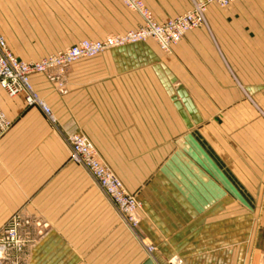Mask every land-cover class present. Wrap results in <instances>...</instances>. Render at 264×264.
I'll list each match as a JSON object with an SVG mask.
<instances>
[{"label": "crops", "instance_id": "obj_1", "mask_svg": "<svg viewBox=\"0 0 264 264\" xmlns=\"http://www.w3.org/2000/svg\"><path fill=\"white\" fill-rule=\"evenodd\" d=\"M65 1V26L44 39L14 21L40 7L4 10L13 24L0 31L17 59L142 20L121 0ZM143 1L165 21L203 0ZM207 18L209 27L186 34L172 54L112 52L74 67L65 95L34 75L56 125L0 86V111L12 123L0 137V232L17 212L48 224L21 253H6L10 263L264 264V0L210 4ZM77 132L140 191L138 233L69 161L66 137ZM138 234L158 247L155 257Z\"/></svg>", "mask_w": 264, "mask_h": 264}, {"label": "built area", "instance_id": "obj_2", "mask_svg": "<svg viewBox=\"0 0 264 264\" xmlns=\"http://www.w3.org/2000/svg\"><path fill=\"white\" fill-rule=\"evenodd\" d=\"M124 1L131 8L142 14L147 25L144 30L132 32L129 36L121 37V40L112 38L103 42L82 41L76 46L68 48L65 52L40 61L29 62L17 59L10 51L5 38L0 33V84L12 96L24 94L29 106L39 108L45 117L51 123L55 124L56 117L52 108L33 86L32 77L34 75L42 73L50 77L53 81H56L58 85L57 90L61 94H66L68 90L65 85L64 74L67 73L70 64L77 58L93 55L108 47H114L124 42L126 38L139 40L153 33L155 35H162L163 39L161 41L168 43V38H173V35H168V37L165 36L166 34L163 35L164 30L174 28L175 35L178 34L177 36L179 37L191 25L195 27L203 25L204 19L202 12L206 10L208 5L217 4L225 7L235 2V0H205L198 3L196 14L186 15L185 17L163 25L166 27H161L147 13L141 0ZM56 67H58V70L55 71ZM11 126V121L0 111V137ZM68 143L71 150L70 161L84 166L119 212L125 213L128 216L130 215V220L133 224H136L138 222L136 218V210L139 207L138 202L125 187L115 171L101 159L93 142L86 135L76 133L69 136ZM43 231L44 224L38 220L21 212L15 213L0 232V264H20L19 261L10 263L6 257V253L8 251L21 253L26 245L40 238L43 235Z\"/></svg>", "mask_w": 264, "mask_h": 264}, {"label": "rangeland", "instance_id": "obj_3", "mask_svg": "<svg viewBox=\"0 0 264 264\" xmlns=\"http://www.w3.org/2000/svg\"><path fill=\"white\" fill-rule=\"evenodd\" d=\"M121 1L123 2V4L131 12L140 15L142 20H141V23L137 27L128 29V30H126L124 32H120V33H111V34H109V35H107V36H105L103 38L80 39L77 42H75L73 45L68 46V47H66V48H64V49H62L60 51H57V52H54V53H50L46 57H44L42 59H39V60H24V61H29V62L30 61H40V60H43V59H45L47 57L58 55V54H60L62 52H65L68 48L76 46L77 44H79L82 41H93V42L100 41V42H103V41H106V40L112 39V38L120 39L121 37L129 36V34L132 33V32L139 31V30H144L145 26H147V25H146V20L144 19L142 14L139 11H136L135 9L131 8L124 0H121ZM141 1L143 3V6H144V1L143 0H141ZM203 1H205V0H203ZM203 1H201V2H203ZM17 3H28V4H33V5H36V6L40 7L39 10H37V11L19 13L20 17H16L14 19V21L20 23V25L22 27H27L28 30L36 31L35 36H37L39 38L44 39V38H46V36L50 37V33L51 32H54V31L58 32L61 29L60 27H64L66 22H67L66 21V11L64 10V6L66 4L65 0H0V28H1V24L2 23H4L5 25H7V22L9 23V25L13 24V21H12V24H11V21H7L6 18H5V20H3L2 19V15H4V14L6 15L7 14L6 12H4V10H6L7 7L9 8V10H13L14 6ZM198 3H200V2H198ZM198 3H195L193 9H191L190 11H187V12H185V13H183L181 15L175 16V17H171V18H169V19H167L165 21H158L154 17V14L152 12L148 11L147 9H145V10L152 17L153 21L157 25H159L161 27H166V26H163V25H165L166 23H168L170 21L177 20V19H179L181 17H185L186 15H190V14L194 15V14H196L197 13L196 8H197ZM208 7H209V5L207 6L206 10L204 12H202V17L204 19V23L200 27H195L194 25H191L179 37L177 36L178 34L175 35V29L174 28L173 29L164 30L163 31V35L166 34L165 36H167V37H168V35H173V38H168V43H164V42L161 41L163 39L162 35H157V34L155 35L153 33L151 35L150 34L146 35V36L142 37L139 40L126 38V40L124 42H121V43H119L118 45H116L114 47H108L107 49L99 51V52H97V53H95L93 55L82 56V57L77 58L73 63L70 64L69 70L67 71V73L64 74L65 85H66V88H67L68 92H69V83H70L69 77H70V74L72 73V70H73L74 67H77L79 65L81 66V64L83 65V64H86V63H87V65L92 66L93 64H95V60H97V59H99L101 57H104L108 53L124 52V51L129 52V51L132 50V51H137V52H146L147 51L149 53H153L154 55L159 53V52L160 53L161 52L162 53H166V54H172L174 52V50H175V47H177V45L182 41V39L186 36V34H188L191 31L200 29V28H208L209 27L208 18H207ZM10 13L11 14H15V15L17 14V12H10ZM68 14L72 15V12H68ZM73 15H74V13H73ZM0 33L2 34L1 31H0ZM3 37L5 38L4 35H3ZM5 40H6V38H5ZM6 42H7V40H6ZM7 45H8V43H7ZM139 59L140 60H138V62H142L141 58H139ZM152 62L153 63H157L158 60H153ZM56 70H58V67L55 68V71ZM37 75L44 76L52 84L53 89L55 91H57L58 93H60L57 90L58 85H57L56 81H53L50 77H47L46 75H44L42 73L37 74ZM32 82H33V80H32ZM0 86L3 87L1 84H0ZM33 86H34L35 90L38 92V90L36 89L34 83H33ZM7 92L9 93L8 90H7ZM9 95H10V93H9ZM18 95H23L24 98H25L24 94H18ZM18 95H15V96H18ZM62 95H65V94H62ZM10 96H12V95H10ZM25 101H26V99H25ZM26 103H27V101H26ZM29 107H31V106H29ZM56 123H57V119H56ZM56 123L55 124L52 123V124L56 125ZM77 133H80V132H77ZM73 134H76V133H73ZM73 134H71V135H73ZM71 135H68L66 137L67 143H68V138ZM68 145H69V143H68ZM69 147H70V145H69ZM99 155H100V153H99ZM69 157H70V155H69ZM100 157L106 163V161L104 160V158L101 155H100ZM69 161H70V159H69ZM78 165H80V164H78ZM80 166L83 167L88 172V174L90 175V177L92 179H94L91 176V174L89 173V171L84 166H82V165H80ZM118 177L121 179V177L119 175H118ZM122 182H123V180H122ZM124 185H125V183H124ZM125 187H126V185H125ZM128 191L134 196V198L136 199V201L139 204V207L136 210V218L138 219V222L136 224H133L132 221L130 220L131 219L130 215L128 216L125 213H120L119 210L115 206L114 207L116 208V210L118 211V213L122 217V220L124 221V223H126L128 225V227L132 231H134L135 233H138L139 225H140V222L142 220V214L144 213V205H143V202H142V199H141V196H140V191H131L130 189H128ZM38 221L41 222L42 224H44L43 234H45L46 231H47V228H48V224L45 221H43V220H38ZM138 238L141 241V243L143 244V246L145 247L148 255L151 256V257L152 256L155 257L156 253L158 251V247L154 243L149 242L146 239V237H144L142 235L138 234ZM148 246H149V248H148Z\"/></svg>", "mask_w": 264, "mask_h": 264}, {"label": "water", "instance_id": "obj_4", "mask_svg": "<svg viewBox=\"0 0 264 264\" xmlns=\"http://www.w3.org/2000/svg\"><path fill=\"white\" fill-rule=\"evenodd\" d=\"M145 264H155L152 259H149Z\"/></svg>", "mask_w": 264, "mask_h": 264}]
</instances>
